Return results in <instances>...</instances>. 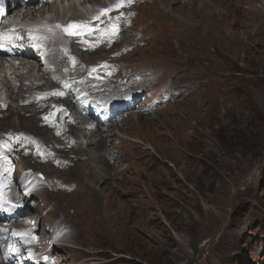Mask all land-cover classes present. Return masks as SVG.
<instances>
[{
	"label": "rangeland",
	"instance_id": "obj_1",
	"mask_svg": "<svg viewBox=\"0 0 264 264\" xmlns=\"http://www.w3.org/2000/svg\"><path fill=\"white\" fill-rule=\"evenodd\" d=\"M102 27L124 30L111 19ZM128 36L145 65L132 77L166 69L169 88L144 77L96 129L97 148L68 182L70 237L87 247L75 258L104 250L127 256L108 264H264V0H142ZM49 103L30 109L55 130ZM27 116L0 134L48 140ZM30 121L35 130L23 127Z\"/></svg>",
	"mask_w": 264,
	"mask_h": 264
},
{
	"label": "bare ground",
	"instance_id": "obj_2",
	"mask_svg": "<svg viewBox=\"0 0 264 264\" xmlns=\"http://www.w3.org/2000/svg\"><path fill=\"white\" fill-rule=\"evenodd\" d=\"M53 3H56L57 1H64V0H52ZM101 8L103 10L108 9V6L105 3H101ZM73 16L78 17L76 13L73 14ZM95 18L97 19V22L95 25L91 26V29L94 31V34L89 36L86 40L77 36V39L75 41L71 42L70 45V50L75 51V46L83 44L84 47L81 51V55L77 56L74 61H68L64 56L62 55H52L50 57L51 61V67L52 70L47 73L44 77V79L37 83L33 82L30 86H28L26 89L23 90V92L26 94L29 93V95L33 94V91L35 88L38 87H46V86H54V87H59L62 92L61 94L57 97L61 101V104L71 108V113L68 116V118L65 120V123L62 125L64 128L60 132L59 136V141H67V140H79L82 138V136L85 134L84 128L86 126V122L89 117H93V112L89 114V116H83L81 113V104L80 103H73V99L69 93H64V88L60 86V80L65 81V85L71 87L72 89H78L79 91H82L84 89L91 90L93 92L100 91L104 85L102 83H98L92 79V74H89L86 72L87 68L90 66L95 65L96 63L101 61V53L107 52L110 49L120 45L118 44L121 41V36L119 32H116L114 30L107 31V30H101L103 35H98L96 32L99 31L104 23H106L107 18L104 16L100 15H95ZM111 20L114 21V24L118 26L119 28L123 27V24L120 23L122 22L118 18L113 17ZM120 21V22H118ZM68 25H70L68 22H66L65 25H61L60 27L65 29ZM113 27V26H112ZM109 28V27H108ZM108 43V47L101 49L100 46L102 44ZM81 46H79L80 48ZM86 51H91L93 53L92 60L87 59L86 57L88 56V52ZM109 58V55L107 56ZM66 61L68 63H66ZM1 62V60H0ZM2 66V64L0 63ZM14 67V77L17 79H21L24 76V72L22 70L21 65H16L13 64ZM34 67H32L30 70H32ZM111 66H106V67H101L98 68L97 71H105L108 73H111ZM88 76V77H87ZM82 79H86L84 83H82ZM105 82L107 84H110L112 82V76L110 74H106L104 78ZM18 94V93H17ZM21 94H23L21 92ZM24 95V96H25ZM51 97L48 96L46 99V102L51 101ZM49 105V104H47ZM46 105V106H47ZM37 106H45L43 102L35 103L33 105H28L26 107H23L22 111L15 110L13 108H8L5 110V115L0 118V128L3 129H12L15 127V123L10 121L8 118L11 115H16L17 117L20 115H28L27 117H35L38 121V132H37V137L38 139H49V133L51 134L52 137L55 136V130L51 129V124L50 123H44L43 125L41 124V118L40 114L38 112H34L33 109H30V107H37ZM50 107V106H49ZM40 108V107H39ZM1 109V106H0ZM48 111H51L50 108ZM42 115V114H41ZM43 118V117H42ZM46 118V117H45ZM21 123L27 124V121L25 119H20ZM44 119V118H43ZM46 122V121H45ZM31 126L26 125L27 130H35L36 126L34 124V121H30ZM29 123V124H30ZM4 131V130H3ZM33 133V131H32ZM121 134V133H120ZM7 133L3 132L0 134L2 137H6ZM11 135H20L22 137H28L29 135H26L24 133L22 134H11ZM8 136V135H7ZM32 136V135H31ZM35 139L34 137H31ZM37 139V138H36ZM107 144V139H103L99 145L100 146H105ZM90 145V147L87 148V150H90L94 144H87ZM109 155V154H107ZM104 162L111 163L105 159V157L102 159ZM70 166L72 171L76 170V166L79 165L81 166L83 164L82 160L74 161L69 158ZM105 166V165H104ZM94 167V166H93ZM105 170V168H104ZM106 171V170H105ZM94 172V171H93ZM11 181V174H8L6 177H0V182L1 184H4L5 182H10ZM93 181V180H92ZM43 183L45 185V181L41 180L40 178H36L34 183ZM35 213L33 212L32 215ZM13 216V209L8 210V215L7 216H0V234H5L7 231V220L9 217ZM31 216V215H30ZM62 222V221H61ZM30 224L32 225V228L35 229V232L38 235L43 234V229L42 225L38 222L32 223L30 221ZM39 225V226H38ZM77 233L73 234L70 239L72 240H78L77 239ZM0 264H16L14 259H10L8 256V250L4 243L0 241Z\"/></svg>",
	"mask_w": 264,
	"mask_h": 264
},
{
	"label": "clouds",
	"instance_id": "obj_3",
	"mask_svg": "<svg viewBox=\"0 0 264 264\" xmlns=\"http://www.w3.org/2000/svg\"><path fill=\"white\" fill-rule=\"evenodd\" d=\"M178 1H180V0H178ZM144 49H141L140 50V52H142ZM177 50V49H176ZM171 53H172V50H170L169 52L168 51H164V52H162L161 53V56H163V57H169L170 55H171ZM177 53V51L175 52V54ZM169 68V67H168ZM108 118V116H103L102 115V112H99V113H97L96 115H95V119H97V120H101V122H100V124H103L104 123V121L106 120ZM99 124V125H100ZM99 125H97L94 129H92L89 133H85L83 136H82V138L81 139H79V140H77V145H76V149H75V151L69 156V158L70 159H72V160H74V161H78V160H83V158H84V155L86 154V153H88L89 151H91V150H95L96 148H97V141H98V139L100 138V134H99V131H97L96 132V129H98V126ZM113 130H116V128L115 127H112L109 131H106L104 134L106 135V134H108V133H110L111 131H113ZM96 132V133H95ZM88 135H92L93 137L94 136H97V138H93L92 140H90V139H87V136ZM107 143H108V140H107ZM87 144H94V146H92L91 148H90V150H87V148L88 147H90V145H87ZM106 154H109V153H106ZM69 158H68V160H67V163H66V165L65 166H67L68 168H70L69 167ZM110 162V161H109ZM71 169V168H70ZM77 169H80V166L79 165H77L76 166V170ZM95 238V237H94ZM92 239V238H91ZM73 241H75V240H73ZM93 241V240H92ZM76 243V246H77V248H78V250H79V252H86L87 251V247H84V242L82 243V242H75ZM73 243H71L70 245H69V250H71V248L73 247V245H72ZM91 251H93V250H91ZM60 252L62 253V250H60ZM105 251L104 250H102V251H97V250H95V253H94V255H82V261H84V263H87V261H90L89 263L90 264H108V261H107V259H110L111 261H115V260H119V259H123V258H125V259H127V256H125V255H121V254H124V253H118V254H116V253H113V255L114 256H116V257H114V258H112V257H108V258H104V256H102L101 254H103ZM75 253H77V252H75ZM71 254H73V252H70L69 251V253H67L65 256H69V255H71ZM116 254V255H115ZM130 256H132V254H129L128 255V257H130ZM132 259V258H131Z\"/></svg>",
	"mask_w": 264,
	"mask_h": 264
},
{
	"label": "snow or ice",
	"instance_id": "obj_4",
	"mask_svg": "<svg viewBox=\"0 0 264 264\" xmlns=\"http://www.w3.org/2000/svg\"><path fill=\"white\" fill-rule=\"evenodd\" d=\"M125 2H130V0H120V3L117 5V7H122L124 5ZM2 7V6H0ZM112 9H105L103 10L104 12H109ZM59 27V26H57ZM83 25L82 24H70L65 28V31H72V34L78 35L80 34V32L78 31L80 28H82Z\"/></svg>",
	"mask_w": 264,
	"mask_h": 264
},
{
	"label": "trees",
	"instance_id": "obj_5",
	"mask_svg": "<svg viewBox=\"0 0 264 264\" xmlns=\"http://www.w3.org/2000/svg\"><path fill=\"white\" fill-rule=\"evenodd\" d=\"M217 87V89L218 88H220L219 86H216ZM131 254V253H130ZM102 256H104V258H108V257H111V255L109 254V253H107V254H101Z\"/></svg>",
	"mask_w": 264,
	"mask_h": 264
}]
</instances>
